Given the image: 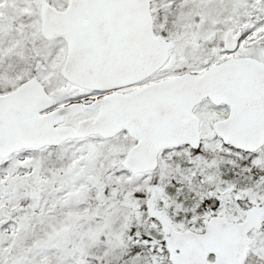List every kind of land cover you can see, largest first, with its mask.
<instances>
[{"label":"snow or ice","instance_id":"1","mask_svg":"<svg viewBox=\"0 0 264 264\" xmlns=\"http://www.w3.org/2000/svg\"><path fill=\"white\" fill-rule=\"evenodd\" d=\"M0 264H264V0H0Z\"/></svg>","mask_w":264,"mask_h":264}]
</instances>
